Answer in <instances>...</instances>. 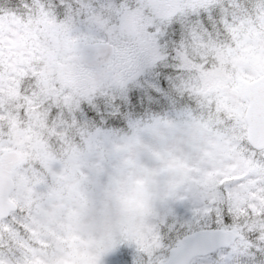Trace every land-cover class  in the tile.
Listing matches in <instances>:
<instances>
[{"label":"snow or ice","instance_id":"1","mask_svg":"<svg viewBox=\"0 0 264 264\" xmlns=\"http://www.w3.org/2000/svg\"><path fill=\"white\" fill-rule=\"evenodd\" d=\"M0 264H264V0H0Z\"/></svg>","mask_w":264,"mask_h":264}]
</instances>
